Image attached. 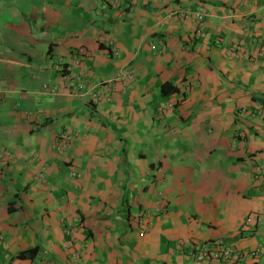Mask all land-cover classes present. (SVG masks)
Segmentation results:
<instances>
[{
  "label": "crops",
  "instance_id": "0c3cea01",
  "mask_svg": "<svg viewBox=\"0 0 264 264\" xmlns=\"http://www.w3.org/2000/svg\"><path fill=\"white\" fill-rule=\"evenodd\" d=\"M0 92V264H264V0H0Z\"/></svg>",
  "mask_w": 264,
  "mask_h": 264
},
{
  "label": "built area",
  "instance_id": "2783aa9c",
  "mask_svg": "<svg viewBox=\"0 0 264 264\" xmlns=\"http://www.w3.org/2000/svg\"><path fill=\"white\" fill-rule=\"evenodd\" d=\"M106 2L108 3V5L110 7H112L113 9L119 8L121 6L122 0H106ZM187 11L182 10L180 11V16H187ZM195 17L198 20H201L203 18V15L201 12H196L195 13ZM113 52H115V49H112ZM63 63L60 61V59H58L54 64H53V68L55 71H58L60 73L63 72ZM66 74L63 75V77H65ZM105 87L107 89L106 93H110L112 87H113V82L111 80L105 82ZM100 97V95L96 92L93 94L92 99L93 100H98V98ZM2 96H1V92H0V103L2 101ZM55 144H58L60 147L62 148H66V146H68L69 144V136H68V132H63L60 133L57 137V140L55 141ZM40 175V174H39ZM252 220V218L249 216L246 218V222H250ZM1 237V235H0ZM254 253H251V255H253ZM194 255H195V259L198 261H206V260H211V259H233L236 260L239 258L240 254L238 252H236L235 250H233L231 247H227V246H223L220 245L218 243H211V245H202V246H197L195 247V251H194ZM255 255V254H254ZM73 258H78L81 256L80 253L78 252H74L72 254Z\"/></svg>",
  "mask_w": 264,
  "mask_h": 264
},
{
  "label": "trees",
  "instance_id": "16d2710c",
  "mask_svg": "<svg viewBox=\"0 0 264 264\" xmlns=\"http://www.w3.org/2000/svg\"><path fill=\"white\" fill-rule=\"evenodd\" d=\"M178 87L171 83L165 82L160 85V93L162 95H167L173 92H176ZM36 248H30L22 250L16 254L17 258H34L36 256Z\"/></svg>",
  "mask_w": 264,
  "mask_h": 264
}]
</instances>
